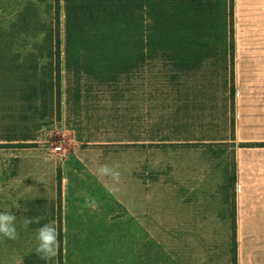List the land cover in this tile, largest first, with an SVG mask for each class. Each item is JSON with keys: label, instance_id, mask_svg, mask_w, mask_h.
I'll return each mask as SVG.
<instances>
[{"label": "rangeland", "instance_id": "374dc122", "mask_svg": "<svg viewBox=\"0 0 264 264\" xmlns=\"http://www.w3.org/2000/svg\"><path fill=\"white\" fill-rule=\"evenodd\" d=\"M230 1L0 0V212L19 232L0 237V264L264 259L240 236L254 213L238 196L234 231L231 186L238 88L264 78V39L239 37L235 13L233 37Z\"/></svg>", "mask_w": 264, "mask_h": 264}, {"label": "crops", "instance_id": "0c3cea01", "mask_svg": "<svg viewBox=\"0 0 264 264\" xmlns=\"http://www.w3.org/2000/svg\"><path fill=\"white\" fill-rule=\"evenodd\" d=\"M234 13L239 37L264 39V0H234ZM261 52H264V47ZM239 86L236 99V144L264 142V78L243 79ZM236 159L237 196L242 202L240 206L246 208V212L254 213L253 221L245 226L240 225V236L250 246H264V221L256 220L254 211L264 204V148L238 147ZM259 256H252L254 260L250 264L258 261L264 264V259L256 260Z\"/></svg>", "mask_w": 264, "mask_h": 264}, {"label": "clouds", "instance_id": "9594fccd", "mask_svg": "<svg viewBox=\"0 0 264 264\" xmlns=\"http://www.w3.org/2000/svg\"><path fill=\"white\" fill-rule=\"evenodd\" d=\"M96 173L100 178H110L113 185H118L121 180V173L108 164L100 165L96 169ZM117 190V189H113ZM92 205L95 206V201H91ZM40 217H25L22 222V227L27 230L33 223H39ZM55 222L43 224L37 231L38 245L36 247V255L44 260L50 261L55 258L58 254L60 241L59 231L54 226ZM0 237L7 240H17L19 238V232L16 227V216L12 212H0Z\"/></svg>", "mask_w": 264, "mask_h": 264}, {"label": "trees", "instance_id": "16d2710c", "mask_svg": "<svg viewBox=\"0 0 264 264\" xmlns=\"http://www.w3.org/2000/svg\"><path fill=\"white\" fill-rule=\"evenodd\" d=\"M230 5H231V14H230V17L232 19V31H233V37H234V12H233V7H234V0H231L230 1ZM226 56H229L231 57V63L233 65V68L235 67V50H234V46L232 45V52L230 54H227ZM232 68V71H233V75H232V78H233V81L235 80V72ZM60 84H61V80H60V77L58 78V83L56 84V86H58V89L60 87ZM232 98H233V104L235 105V99H236V88H234L233 86V95H232ZM233 134H234V137H235V122H234V127H233ZM234 143L235 144L233 147H234V150H235V160H234V166H233V171H232V189H233V196H234V221H233V224H234V231H237V220H236V197H237V159H236V151H237V148L238 147H244V148H264V142H260V143H242L240 145H237L236 144V139L234 138ZM236 252V251H235Z\"/></svg>", "mask_w": 264, "mask_h": 264}]
</instances>
